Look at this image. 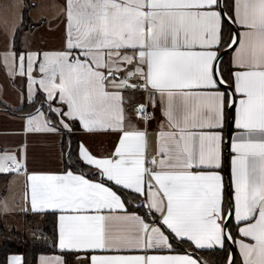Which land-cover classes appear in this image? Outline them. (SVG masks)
<instances>
[{
    "label": "snow or ice",
    "instance_id": "snow-or-ice-1",
    "mask_svg": "<svg viewBox=\"0 0 264 264\" xmlns=\"http://www.w3.org/2000/svg\"><path fill=\"white\" fill-rule=\"evenodd\" d=\"M24 7L0 6L2 66L34 109L24 133L69 138L61 174L29 173L23 148L0 154L31 212L56 220L65 255L39 264H209L205 250L237 264L233 246L264 264V0H63L62 47L42 53L15 49ZM77 128L114 136L112 151L82 139L74 155Z\"/></svg>",
    "mask_w": 264,
    "mask_h": 264
},
{
    "label": "crops",
    "instance_id": "crops-1",
    "mask_svg": "<svg viewBox=\"0 0 264 264\" xmlns=\"http://www.w3.org/2000/svg\"><path fill=\"white\" fill-rule=\"evenodd\" d=\"M58 3L62 4L63 0H57ZM59 4V5H60ZM58 5V6H59ZM57 4H54L56 7ZM51 9V8H50ZM26 11V9L24 10ZM23 11V12H24ZM27 12V11H26ZM50 19L53 22H56V26L46 30V39L45 43L40 45L38 52L44 51H55L62 47L63 43V30L59 27L61 19L58 16L54 17L52 12ZM43 19L42 24L46 23V20ZM23 23V22H22ZM22 25V24H21ZM19 26V30L16 35L22 29V26ZM35 27V26H34ZM25 30V29H23ZM24 32V31H23ZM21 35V34H20ZM20 39V36H19ZM17 39L18 44L15 46V49L21 50L19 48L20 40ZM16 41V38H15ZM27 51L25 49H22ZM0 66H2V59L0 60ZM36 77H39L38 70L34 73ZM5 85L0 83V153L3 154L5 151L9 153L19 154L21 148L24 149L27 157V169L29 173H39V174H61L65 171L64 164H67V153L64 147H67L69 144L68 136L63 138L57 133H24V117L27 116L29 112H26V106H29L27 103V79L26 77H15L11 78L4 73L3 77ZM5 86V91H4ZM42 95V93H41ZM23 96V101H22ZM22 109L23 113L16 114L15 110ZM24 109V110H23ZM34 111V110H33ZM75 137L76 143L78 144L82 139L84 142L91 148L93 153L97 156L107 155L112 151L113 145L116 143L114 136L105 134L103 132L95 133L92 135L82 134L81 130L77 128L76 132L73 134ZM225 156V153H224ZM222 177L225 183V194H226V180L228 181L229 191H231L230 182H231V153L230 148L227 151V160L224 162V167L222 170ZM13 174H1L2 178H10ZM18 181H20V206L27 208V211L24 213L33 214L30 210V196L29 202H25V192H26V178L23 175L17 176ZM227 198V195H226ZM57 247V253L49 255H40L37 259V264H39V259L41 256L45 257H55L62 255ZM235 248V247H234ZM236 252H239L235 249ZM182 246L174 247L173 254H183ZM20 256V255H19ZM240 258V257H239ZM74 261V257H73Z\"/></svg>",
    "mask_w": 264,
    "mask_h": 264
},
{
    "label": "rangeland",
    "instance_id": "rangeland-1",
    "mask_svg": "<svg viewBox=\"0 0 264 264\" xmlns=\"http://www.w3.org/2000/svg\"><path fill=\"white\" fill-rule=\"evenodd\" d=\"M62 1V0H60ZM21 0H0V6L6 4H17L19 5ZM25 7L22 11L26 9L25 22L27 28L19 32L20 43L19 48L31 51H38L40 45L45 43L46 30L56 26V22L51 21V12L54 17H60L59 7L57 0H23ZM54 4H57L54 7ZM34 6V7H32ZM51 8V9H50ZM21 9H12L7 13L8 28L10 29L14 23H19L20 21ZM5 14L0 12V54L9 50L10 44L12 43L9 36L5 32V25L3 23V16ZM24 17V16H23ZM43 19L46 23L42 24ZM23 22V21H22ZM22 23H20L21 25ZM31 25H34L32 30H30ZM60 28L63 24L60 23ZM24 31V32H23ZM2 57H0V60ZM7 73L5 69L0 66V83L5 85L3 77L4 73ZM8 75V73H7ZM9 76V75H8ZM5 91V86H4ZM1 154V153H0ZM10 178H2L0 174V220L3 222L4 228L7 230L15 229L18 232H25L26 234H33V232L38 231L39 223L33 222V219L25 220L23 215V206H20V181L16 178V174L12 173ZM5 205H7V210H5ZM2 239L0 238V244Z\"/></svg>",
    "mask_w": 264,
    "mask_h": 264
},
{
    "label": "trees",
    "instance_id": "trees-1",
    "mask_svg": "<svg viewBox=\"0 0 264 264\" xmlns=\"http://www.w3.org/2000/svg\"><path fill=\"white\" fill-rule=\"evenodd\" d=\"M25 15L26 11L23 12L24 17L21 30L27 28ZM19 36L20 34L16 35L15 46L18 44L17 39H19ZM227 59L228 56H225V60ZM33 110L34 109L30 108L29 106H26V112ZM14 113L21 114L23 111L22 109H19L15 110ZM76 146L77 143L75 137H73L72 149L74 155ZM64 149L66 153H68V145L67 147H64ZM23 215L25 220L33 219V222L36 224L39 223V227L37 228L38 231L33 232V234H26L25 232H18L15 229L7 230L4 228L3 222L0 220V238L2 239L0 244V264H6L7 258L12 255H20L24 261V264H37V259L40 255H49L58 252L56 244L54 243V241L57 239L55 218L50 214L45 215L24 213ZM34 233H36V235H34ZM181 246L184 251V246ZM197 255L200 254L198 253ZM235 257L237 264H239L240 258L236 250ZM202 258L207 259L209 264H219V261L222 259L218 252L212 253L208 250H205Z\"/></svg>",
    "mask_w": 264,
    "mask_h": 264
},
{
    "label": "water",
    "instance_id": "water-1",
    "mask_svg": "<svg viewBox=\"0 0 264 264\" xmlns=\"http://www.w3.org/2000/svg\"><path fill=\"white\" fill-rule=\"evenodd\" d=\"M34 27V25H31L30 27V30H32ZM227 160V151L225 152V161ZM226 186H227V189H226V195H227V198H228V194L230 193L229 191V185H228V181L226 180ZM233 252L235 254V249H234V246H233Z\"/></svg>",
    "mask_w": 264,
    "mask_h": 264
}]
</instances>
